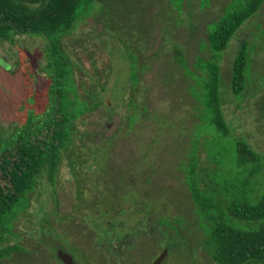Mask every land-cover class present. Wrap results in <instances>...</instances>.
Listing matches in <instances>:
<instances>
[{"label": "rangeland", "instance_id": "1", "mask_svg": "<svg viewBox=\"0 0 264 264\" xmlns=\"http://www.w3.org/2000/svg\"><path fill=\"white\" fill-rule=\"evenodd\" d=\"M229 1L97 0L78 8L79 21L65 38V47L75 62L76 83L87 89L101 73L97 92L103 93V102L77 120L76 126L87 131L89 145H102L116 134L110 161L131 166L128 175L138 191L122 194L120 210L100 218L92 202L100 200L95 194L99 187L88 181L84 204L83 197H76V179L63 162L53 182L42 175L29 194L26 209L3 242L4 247L19 250L1 264H60L53 248L71 251L69 244L95 241L97 232L92 230H97L98 220L113 221L120 232L153 228L137 241L174 242L161 264H217L205 248L206 233L182 165L196 147L199 172L205 175L218 168L209 143L212 135L202 131L199 60L210 58L207 33ZM14 40L0 39V125L4 126L16 118L15 111L26 97L24 75L14 63L27 59L37 90L46 83L40 66L47 41L25 34H16ZM243 40L250 53L248 83L236 96L231 92V66ZM176 53H181L185 64ZM221 55L220 94L231 134L248 141L262 156L257 190L264 179V2ZM133 72L139 79L133 78ZM37 98L41 99L39 92ZM223 154L231 155L228 146ZM99 193L110 199L107 189Z\"/></svg>", "mask_w": 264, "mask_h": 264}, {"label": "trees", "instance_id": "2", "mask_svg": "<svg viewBox=\"0 0 264 264\" xmlns=\"http://www.w3.org/2000/svg\"><path fill=\"white\" fill-rule=\"evenodd\" d=\"M96 1L0 0V39L13 43L16 34H25L47 41L40 66L46 83L37 90L27 59L16 61V68L24 75L26 97L15 111L16 118L6 126L0 125V264L19 250L4 247L3 242L18 215L26 209L39 178L46 175L53 182L61 164L66 163L76 179L79 199L84 168L89 169L96 162L88 157L114 143L112 135L102 145H89L87 131L77 128L76 121L103 102V93L97 92L102 75L97 73V79L87 89L76 83L75 62L65 47V38L79 21L78 8ZM263 2L230 0L207 33L210 58L199 60L203 71L198 76L205 119L202 131L212 135L209 143L215 149L213 158L218 168L205 175L199 172L196 147L188 153L189 161L183 168L199 224L206 233L205 248L217 264H264V179L262 186L255 189L262 171V156L248 141L231 134L220 94L221 53ZM176 57L185 64L181 53H176ZM249 58L247 41L243 40L231 66L233 95H241L246 89ZM137 74L132 73L135 80L139 79ZM226 146L231 155L223 154Z\"/></svg>", "mask_w": 264, "mask_h": 264}, {"label": "flooded vegetation", "instance_id": "3", "mask_svg": "<svg viewBox=\"0 0 264 264\" xmlns=\"http://www.w3.org/2000/svg\"><path fill=\"white\" fill-rule=\"evenodd\" d=\"M113 136H116V134ZM112 146L101 147L97 153L102 152V156L95 152L96 156L90 155L88 157L89 161L96 160V162L91 168L84 171L81 180V198L83 197L84 204V189L88 181L92 179L99 187L98 192L95 194L98 195L100 200L99 202H92L96 204L97 216L100 218L108 215L109 211L117 213L120 210L118 206L122 194H131V191L137 193L138 191L133 178L128 175V173H132L131 166L125 167L121 163L110 161ZM91 176L92 178H90ZM105 189H107L110 199L106 200L103 195H100L99 192L105 194ZM116 207L118 208L114 210ZM107 223L104 220L96 222L97 230H92L94 233L97 232L95 241L84 245L69 244L67 246L72 249L71 251L63 246L53 248V251L57 250L55 257L60 260V264L64 263L58 257L59 252L69 255L76 264H152L163 254V258L158 263L161 264L169 249L171 248L172 250L176 246L174 242L157 243L136 240L137 237L146 234L145 231H151L152 227H139L135 232H120L118 231V226L114 225L113 222H109L111 223L110 225H107ZM93 236L91 235L90 237L92 238Z\"/></svg>", "mask_w": 264, "mask_h": 264}, {"label": "water", "instance_id": "4", "mask_svg": "<svg viewBox=\"0 0 264 264\" xmlns=\"http://www.w3.org/2000/svg\"><path fill=\"white\" fill-rule=\"evenodd\" d=\"M163 254L160 255L152 264H158L159 261L163 258ZM58 257L62 260V262L64 264H76L71 258L69 255H67L66 253L64 252H59L58 253Z\"/></svg>", "mask_w": 264, "mask_h": 264}]
</instances>
